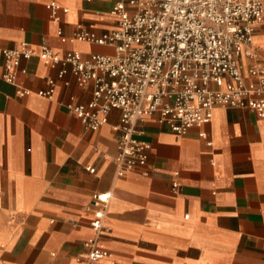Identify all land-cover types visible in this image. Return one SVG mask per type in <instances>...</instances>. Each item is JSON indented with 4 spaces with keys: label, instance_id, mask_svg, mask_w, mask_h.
I'll return each instance as SVG.
<instances>
[{
    "label": "crops",
    "instance_id": "obj_1",
    "mask_svg": "<svg viewBox=\"0 0 264 264\" xmlns=\"http://www.w3.org/2000/svg\"><path fill=\"white\" fill-rule=\"evenodd\" d=\"M51 1L67 10L51 16ZM116 1L0 0L1 264H84V242L96 236L87 205L104 191L111 196L97 238L109 254L92 264H264V114L216 106L183 134L148 115L136 123L150 143L147 162L118 175L120 110L90 129L65 105L88 101L92 84L80 86L69 67L59 78V65L37 54L22 59L26 71L13 82L2 77L1 48L23 40L57 55L112 52L74 32L115 28ZM253 43L264 57L263 24ZM47 76L56 80L51 97L36 92Z\"/></svg>",
    "mask_w": 264,
    "mask_h": 264
},
{
    "label": "built area",
    "instance_id": "obj_2",
    "mask_svg": "<svg viewBox=\"0 0 264 264\" xmlns=\"http://www.w3.org/2000/svg\"><path fill=\"white\" fill-rule=\"evenodd\" d=\"M50 6L53 17L59 8L67 10L55 1ZM110 12L117 16L115 28L97 34L80 27L74 37L108 44L112 52L84 57L68 50L57 55L48 45L36 50L23 40L1 48L2 77L13 82L18 71H26L22 59L37 54L51 66L59 65V78L69 67L80 86L92 84L88 101L70 100L65 105L90 129L106 122L112 109L120 110L113 156L118 175L146 164L150 143L138 136L136 123L148 115L157 113L159 122L183 134L210 121L216 106L247 107L258 116L264 114V57L253 43L255 27L264 25V0H117ZM57 33L66 39L61 29ZM46 83L36 92L51 97L56 80L47 76ZM29 92L16 89L19 95ZM87 169L94 170L89 165ZM178 185L172 182L173 188ZM110 196L109 191L93 193L87 205L96 236L84 242V264L109 254L97 235Z\"/></svg>",
    "mask_w": 264,
    "mask_h": 264
}]
</instances>
